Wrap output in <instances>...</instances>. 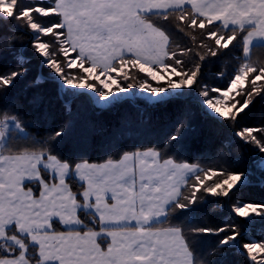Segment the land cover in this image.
I'll list each match as a JSON object with an SVG mask.
<instances>
[{
    "label": "snow or ice",
    "instance_id": "6c2138e0",
    "mask_svg": "<svg viewBox=\"0 0 264 264\" xmlns=\"http://www.w3.org/2000/svg\"><path fill=\"white\" fill-rule=\"evenodd\" d=\"M254 50L264 0H0V264H264Z\"/></svg>",
    "mask_w": 264,
    "mask_h": 264
},
{
    "label": "trees",
    "instance_id": "16d2710c",
    "mask_svg": "<svg viewBox=\"0 0 264 264\" xmlns=\"http://www.w3.org/2000/svg\"><path fill=\"white\" fill-rule=\"evenodd\" d=\"M177 42L183 43L181 36L174 37ZM257 53V56L253 58L256 59L261 55H264V50H254ZM220 65L216 66L207 65L204 69V72L209 77L213 76ZM132 74H135L136 70H131ZM141 77L143 74H140ZM218 83H223L219 81ZM123 112L127 113L128 119L132 122H135L137 117L132 109H124ZM120 115V111H109V110H98L96 117L102 120L106 125H113L116 123L117 117ZM261 121H264V101L257 100L254 107L250 109L247 115L245 123L247 124H258ZM163 135H165V124L162 122H156L149 130L144 132L140 136H131L128 139L129 143H144L151 144L158 141ZM101 139L99 137H93L90 141V147L88 149L89 155L93 162H101L99 157L103 155L102 149L100 148ZM167 158V157H164ZM75 190V189H74ZM244 200H264V191H261L259 188V178L253 181L252 185L243 191L237 193ZM219 215L221 218L227 216V208H222ZM249 239H257L261 236V230L259 227H252L248 229ZM230 259L235 261V264H241V261L244 259L240 256H232Z\"/></svg>",
    "mask_w": 264,
    "mask_h": 264
}]
</instances>
